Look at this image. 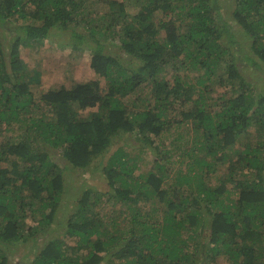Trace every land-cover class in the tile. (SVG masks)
<instances>
[{"label":"trees","instance_id":"trees-1","mask_svg":"<svg viewBox=\"0 0 264 264\" xmlns=\"http://www.w3.org/2000/svg\"><path fill=\"white\" fill-rule=\"evenodd\" d=\"M229 2L0 0V133L19 132L0 142V264H264V0ZM55 39L89 53L104 93L32 90L19 48ZM184 123L179 172L166 136Z\"/></svg>","mask_w":264,"mask_h":264},{"label":"rangeland","instance_id":"rangeland-1","mask_svg":"<svg viewBox=\"0 0 264 264\" xmlns=\"http://www.w3.org/2000/svg\"><path fill=\"white\" fill-rule=\"evenodd\" d=\"M99 1L101 3L103 1L105 2L106 0H95V2H98V3H99ZM220 3H221V6H222L224 12L226 14H229V11L231 10L229 0H219V4ZM111 8L113 9V4H111V3H107L106 6H104V4H99L97 6V10H99V11H105V9L109 11ZM116 28H117V32H118L119 27L117 26ZM78 29L81 30V27ZM238 35H240V36H238L237 39L241 41V44L244 46V48H246V49L249 48L251 40L247 37L244 39V36L242 34H238ZM57 42H61V40H59V41H57V39H55V41L54 40L53 41L46 40V41H44L42 46L38 49L35 46H27V47H20L19 48V55H20L21 60L25 64L24 66L26 68L27 74H32L33 72H37L39 74V83L38 84H32V90L35 93H39V92L47 91L48 89L58 87L61 85L69 88L70 83L74 82V81H76V82H90V81L95 80V81H98V83H99L98 85L100 87L101 93H104V91L106 90L104 79L98 78L92 72V70L89 68V58H90L89 53L86 51H84L83 53H79V54L72 53L69 46L66 47L63 44L57 43ZM101 42L104 43L103 40H101ZM104 44L109 45V47H115L116 46L115 42L114 43L105 42ZM252 71H253V69H251V70L249 68L246 69L247 74L253 76L254 77L253 82L256 83L258 81L259 77L256 78L257 76ZM259 86L260 87L258 89H260L261 86H264V79L262 80V83L260 82ZM148 93H149L148 85L145 87L143 86V89L135 90L134 93H132V95L130 97H128L127 99L129 101H131V99L136 98L135 96H138L141 94L146 96V95H148ZM220 95H222V94H220ZM217 96H219V95H217ZM128 100L125 99L123 102L131 104ZM123 102H122V104H123ZM174 116L176 117V119H181L179 114H174ZM190 130H191L190 125H187L186 123H184V124H180L179 126L174 127L173 130L171 131V134L166 136L167 137L166 138L167 139L166 145H169L172 140H176L177 141L176 145H179V148H180L179 151H175L176 159L173 160V162H172L171 168L174 171H179V172L187 171L188 170V164H186L184 162L185 161H187V162L192 161V159L195 158V157H185V158L181 157L182 154L186 153V146H187L186 143L188 141H191L193 139L194 135H196L198 133L196 131L191 132ZM17 132L18 131H15L13 129H12V131L2 130L0 133V142L1 141L4 142L6 140H10V139L15 138L19 134V132L18 133ZM173 132H175V133H173ZM248 139H249V142H251V137H248ZM139 157H140L139 159H140V163L142 166H143L144 162L149 164L150 158L148 155L140 154ZM143 158H145V159H143ZM141 165L139 164L140 167H141ZM226 168H227V166L223 165L220 169V172H218L215 176H210L208 179H206V185L207 186L210 185L212 188L220 185L221 182H220V179H218V178H220L222 175H225ZM75 175L76 176L80 175V173H77ZM77 180H78L77 177L70 178V181H68V188H69L68 192L77 191L78 185L75 183ZM90 184L92 186H97V183L94 181H92ZM69 208L70 207L63 205L58 210L57 219H56V223L58 225H62L64 223V217L65 218L67 217L68 212H69ZM107 210L116 211V214H113V217L116 220V216L120 215V213H121L120 211L127 210V208L126 207H119L118 205H116V206L114 205V207H113L110 205L107 207ZM124 217L126 219H128L129 215L124 214ZM117 219L119 220L120 217L117 216ZM118 226H120V225H118ZM50 237H52V235H47L44 238H50ZM207 239H208V236H205L204 240L207 241ZM44 241H45L44 239L40 240L38 242V245L43 244ZM35 243H37V240H35ZM30 246H31V244H29L28 247H30ZM190 246L192 247L193 244H191ZM23 250H24L23 251L24 255L28 254L27 248L26 249L24 248ZM190 252H191V248H190ZM222 264H226V262H223Z\"/></svg>","mask_w":264,"mask_h":264}]
</instances>
